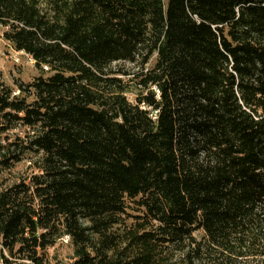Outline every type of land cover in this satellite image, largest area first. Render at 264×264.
Returning <instances> with one entry per match:
<instances>
[{
  "label": "trees",
  "instance_id": "16d2710c",
  "mask_svg": "<svg viewBox=\"0 0 264 264\" xmlns=\"http://www.w3.org/2000/svg\"><path fill=\"white\" fill-rule=\"evenodd\" d=\"M40 75L0 83V264H264V0H0ZM132 98H131V97Z\"/></svg>",
  "mask_w": 264,
  "mask_h": 264
},
{
  "label": "rangeland",
  "instance_id": "374dc122",
  "mask_svg": "<svg viewBox=\"0 0 264 264\" xmlns=\"http://www.w3.org/2000/svg\"><path fill=\"white\" fill-rule=\"evenodd\" d=\"M4 30V28H0V83L8 88H13L14 92H18V82L31 83L40 75V72L31 57L17 53L19 51L4 39ZM17 133H19V129L0 134V144L13 140ZM30 167V155H27L23 162L15 164L10 170L0 168V189L16 182L18 178L30 174L32 171ZM73 254L70 240L68 242L62 240L55 248L48 251V258L51 264H72Z\"/></svg>",
  "mask_w": 264,
  "mask_h": 264
},
{
  "label": "built area",
  "instance_id": "2783aa9c",
  "mask_svg": "<svg viewBox=\"0 0 264 264\" xmlns=\"http://www.w3.org/2000/svg\"><path fill=\"white\" fill-rule=\"evenodd\" d=\"M17 53L25 54L24 52H17ZM25 55H27V54H25ZM27 56H29V55H27ZM29 57H30V56H29ZM31 59H32V58H31ZM32 60H33V59H32ZM32 62L35 64V61H34V60H33ZM19 93H20L19 91H18V92H14L13 95H14V96L19 95ZM65 240L68 242V241H69V238L67 237Z\"/></svg>",
  "mask_w": 264,
  "mask_h": 264
}]
</instances>
